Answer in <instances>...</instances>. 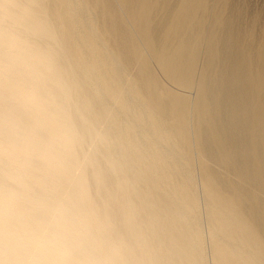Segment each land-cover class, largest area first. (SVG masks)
I'll return each instance as SVG.
<instances>
[{"label":"clouds","instance_id":"9594fccd","mask_svg":"<svg viewBox=\"0 0 264 264\" xmlns=\"http://www.w3.org/2000/svg\"><path fill=\"white\" fill-rule=\"evenodd\" d=\"M0 264H264V0H0Z\"/></svg>","mask_w":264,"mask_h":264}]
</instances>
